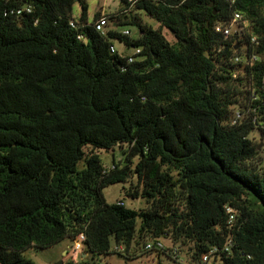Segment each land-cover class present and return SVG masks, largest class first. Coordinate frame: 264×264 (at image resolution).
<instances>
[{
  "label": "trees",
  "instance_id": "1",
  "mask_svg": "<svg viewBox=\"0 0 264 264\" xmlns=\"http://www.w3.org/2000/svg\"><path fill=\"white\" fill-rule=\"evenodd\" d=\"M121 1L111 21L137 39L97 32L87 0H0V264H35L28 249L83 234L87 257L66 264L155 240L189 247L191 264L214 249L211 264H264V0ZM235 12L245 30L225 39L215 26ZM116 41L140 58L113 54ZM117 147L124 158L107 168L100 152ZM119 183L146 207L109 204L104 190ZM173 250L145 254L181 264Z\"/></svg>",
  "mask_w": 264,
  "mask_h": 264
},
{
  "label": "rangeland",
  "instance_id": "2",
  "mask_svg": "<svg viewBox=\"0 0 264 264\" xmlns=\"http://www.w3.org/2000/svg\"><path fill=\"white\" fill-rule=\"evenodd\" d=\"M89 5L88 17L89 22L92 23L94 17L97 13L101 12L104 15L113 16L118 14L123 8L124 4L121 0H87ZM81 16V6L79 3H76L73 7V18L78 20ZM144 22L150 25L151 27L157 29L159 27L158 23L150 19L149 17L142 16ZM113 25H115V21H112ZM112 28V27H111ZM115 29L119 32H123L125 29L131 31V38L137 39L139 37V30L137 27H122L117 26ZM164 35L167 40L174 44L176 42L173 34L170 31L165 30ZM114 45L119 51H126L127 53H132L133 50L127 51L124 45L118 41L114 42ZM239 47L238 49H241ZM241 52H244V48H242ZM126 147H117L114 151H101L100 157L102 162L107 168H111L113 165V161L115 160L117 163L121 162L124 158L122 151L125 150ZM264 148V147H263ZM261 148V149H263ZM79 167H83L81 163ZM133 182L136 183V180ZM131 183H119L115 185H111L104 190V196L109 204L117 203L120 200H125L126 207L135 210H141L146 207V202L141 199H132L127 195V190L130 188ZM166 248H171L173 245L170 240H163ZM114 245V242H113ZM174 247V246H173ZM176 248L179 249V263L181 264H191V257L189 247H182L177 245ZM147 251L142 250L141 253L132 254L127 258L124 256H120L118 254H110L105 258L99 260V264H176L171 258L162 255L163 252H153L151 255H146ZM124 253V252H123ZM165 253V252H164ZM23 256L33 261L35 264H66L70 261L78 262L83 257V252H74L73 241L71 239H67L57 244L56 246L48 249L38 250L35 248L28 249L23 253ZM129 258V259H128Z\"/></svg>",
  "mask_w": 264,
  "mask_h": 264
},
{
  "label": "built area",
  "instance_id": "3",
  "mask_svg": "<svg viewBox=\"0 0 264 264\" xmlns=\"http://www.w3.org/2000/svg\"><path fill=\"white\" fill-rule=\"evenodd\" d=\"M129 2L132 5H134V3H135L133 0H129ZM229 2L231 4H234L235 0H229ZM24 11L31 12V9L25 8L24 10H19L17 12V14L20 15ZM71 25L73 27H75L74 22H71ZM115 27H116V25H113V23L111 21V17L109 15H104L103 13H102L101 17L94 23V29L103 35H106L109 30H116ZM245 27H246V24L242 21V16L239 13L235 12L232 16L231 21L227 25L218 24L215 26V31L217 33L222 34L225 39H229L234 33L240 34V33L244 32ZM121 33L124 36H131V31L128 29H125ZM82 38H83L82 36H79V39H82ZM131 50H133V52L130 53L129 56H127L129 64H132L135 61H137L140 58L139 55L142 52L141 49L132 48ZM131 50H128V51H131ZM111 52L113 54H119L122 56L126 55V51H119L115 45H113L111 47ZM258 60H259V57L257 55H251L250 57H247V56L241 57V56L236 55L233 58H231V62L234 64H242L244 66H250V67L253 66L256 62H258ZM243 119H244L243 111L240 108H237L234 112L232 124L236 125L240 121H242ZM262 129H264V125H263ZM117 204L120 206H126L125 200H123V199L120 200L119 202H117ZM226 212L229 215L228 224H229V228L231 229L233 227V224H234V221L236 218V211L232 207L227 206ZM85 240H86V237L83 234L79 238H77L75 241H73V248H74L75 253L83 251ZM232 247H233V240H232V237L230 236L229 239L227 240L224 248H223V251L226 253H232ZM171 248H174L173 255L179 261V254H178L179 250H178V248H175V247H171ZM116 249H117V251H123L124 250L123 247H117ZM165 249H166V246H165L163 240H155L153 242H149L146 246L147 251H149V250L164 251ZM217 252H218V250L214 249L213 251H211L209 253V255L205 256L203 259V264H211L212 255L214 253H217Z\"/></svg>",
  "mask_w": 264,
  "mask_h": 264
},
{
  "label": "crops",
  "instance_id": "4",
  "mask_svg": "<svg viewBox=\"0 0 264 264\" xmlns=\"http://www.w3.org/2000/svg\"><path fill=\"white\" fill-rule=\"evenodd\" d=\"M83 257H84V258H86V257H87V255H86V254H83Z\"/></svg>",
  "mask_w": 264,
  "mask_h": 264
},
{
  "label": "water",
  "instance_id": "5",
  "mask_svg": "<svg viewBox=\"0 0 264 264\" xmlns=\"http://www.w3.org/2000/svg\"><path fill=\"white\" fill-rule=\"evenodd\" d=\"M238 49V47L236 48V50Z\"/></svg>",
  "mask_w": 264,
  "mask_h": 264
}]
</instances>
